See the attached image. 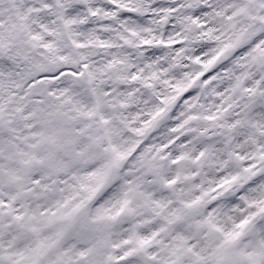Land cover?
I'll return each instance as SVG.
<instances>
[{
  "label": "snow or ice",
  "instance_id": "1",
  "mask_svg": "<svg viewBox=\"0 0 264 264\" xmlns=\"http://www.w3.org/2000/svg\"><path fill=\"white\" fill-rule=\"evenodd\" d=\"M0 264H264V0H0Z\"/></svg>",
  "mask_w": 264,
  "mask_h": 264
}]
</instances>
